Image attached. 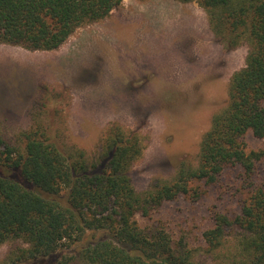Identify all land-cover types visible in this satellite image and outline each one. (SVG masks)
<instances>
[{
	"label": "trees",
	"instance_id": "trees-1",
	"mask_svg": "<svg viewBox=\"0 0 264 264\" xmlns=\"http://www.w3.org/2000/svg\"><path fill=\"white\" fill-rule=\"evenodd\" d=\"M196 1L227 47L248 44L245 64L233 72L226 104L211 118L195 166L181 165L169 180L145 191L129 170L141 155L138 136L118 125L99 152L65 149L55 128L25 133L21 147L0 136V245L12 242L2 264H200L186 244L161 227H142L180 195L197 197L193 183H213L239 166L248 196L233 218L215 212L203 231L214 264H264V183L253 181L264 150L249 149L246 135L264 140V0ZM122 0H0V43L27 50L58 48L80 26L105 18ZM239 230L225 246L229 229Z\"/></svg>",
	"mask_w": 264,
	"mask_h": 264
},
{
	"label": "rangeland",
	"instance_id": "rangeland-1",
	"mask_svg": "<svg viewBox=\"0 0 264 264\" xmlns=\"http://www.w3.org/2000/svg\"><path fill=\"white\" fill-rule=\"evenodd\" d=\"M247 51L246 42L227 47L196 1L122 0L56 49L0 43V136L21 147L25 133L52 125L65 149L92 158L107 129L118 125L140 139L129 175L135 190L145 191L181 165L195 166L201 137L226 104L230 77ZM246 142L264 150V140L251 134ZM253 181L264 183V158ZM248 182L234 166L213 183H193L197 197L180 195L136 219L145 228L163 227L200 264H214L202 233L215 212L239 213ZM238 233L229 229L225 246H234ZM10 249L12 242L0 245V264Z\"/></svg>",
	"mask_w": 264,
	"mask_h": 264
}]
</instances>
